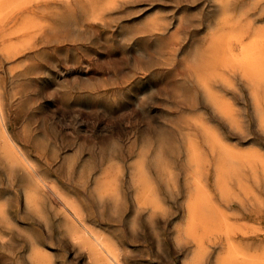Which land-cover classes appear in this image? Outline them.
Segmentation results:
<instances>
[{
    "label": "rangeland",
    "instance_id": "1",
    "mask_svg": "<svg viewBox=\"0 0 264 264\" xmlns=\"http://www.w3.org/2000/svg\"><path fill=\"white\" fill-rule=\"evenodd\" d=\"M30 1L31 0H22L20 3H23L18 4L19 0H9V2L8 0H0V7H4L2 9L0 8V95L8 112L11 130L15 138H18L16 140L18 145L36 165V172H39L38 174L47 180V186H45V188L37 187L43 200L45 218H43L44 220L39 217L37 218L38 215L25 201V189L28 186L30 187V185H28L29 183L32 185L33 179L21 164H14L15 167L13 164H9L10 161L6 156L4 158L5 153L1 150L2 144L0 143V152H2L0 153V201L5 202H2L4 205L0 202V207L1 205L4 207L5 214L8 216H6L8 220L5 219L2 221L1 218L3 219V217L0 215V234H6L8 236L6 244H0V264H35L27 256L30 253L29 251H31V241L34 239L37 243L48 248L59 263L64 261L63 264H89L87 263L86 256L79 252L78 249L75 250L72 248L66 242V222L61 211L59 212L61 207L59 206L58 196L56 195V197L55 193H53L49 187L52 185L54 187L58 186V189L62 193L74 198L84 210L89 222L93 224L95 222V225L99 227L100 230L107 231L111 235L118 237L120 242H122V246L128 249L132 257L136 259V262L137 258L152 256L156 259L157 264H184L185 260L190 257L192 251L197 246L198 242L195 241V239L200 240L203 238L202 242L201 240L198 241L202 243L208 251L207 256L209 264H215L219 258L218 255H223V251L228 248L227 246L233 243V245L238 243L235 246L246 254V256L244 255L245 257H241L243 259H248V256L251 259V256L254 254L263 253L264 128L262 127L264 126V115H262V113L264 114V0H109V3L108 0ZM7 3L9 5L6 6ZM16 5L17 8H15ZM114 5H116V7ZM5 6L7 8L9 7L8 9H10V12L4 10L6 9ZM3 10L5 12H3ZM248 10L249 12H247ZM1 13L4 14L2 15ZM154 13H157V17H155L156 14ZM106 14L108 15L106 16ZM237 14L239 16H237ZM244 14L245 16H243ZM30 16L34 19V22L36 19V22L38 20L42 23L44 22L43 20L46 22L41 24V22L38 21L39 23H37L39 25H32L33 19H31ZM153 16L157 21L160 20V23L156 22V20L152 18ZM225 17L228 18L230 22L232 20L233 24L228 22ZM239 17L241 18L240 23L238 20ZM96 19H98V21ZM26 20L27 22L25 23ZM146 20H148L149 23ZM152 20L154 23H152ZM219 20L220 23L222 20L224 22L218 24ZM23 22L25 26L22 25L24 24ZM28 22L29 24H27ZM180 22L182 23L180 24ZM178 23L180 26L177 25ZM213 24L217 26L216 30H213L215 29L213 28L215 27ZM227 24L229 26H226ZM231 24L233 25L232 28ZM3 25H5V27ZM31 25L32 27H30ZM36 25L38 26L36 27ZM211 25L213 26L211 27ZM23 26H28L25 29L30 30L33 28V30L31 29L30 32L27 30L21 31L23 30ZM237 26L244 30L242 31V35H240L241 31ZM12 29L13 32H19L17 29H20L21 33L17 35V33L12 32ZM229 29L230 31L233 29L235 33L230 32ZM238 29L239 31H237ZM224 30L228 31L226 32L228 34L230 32L229 36L226 34L227 38ZM216 31L224 35L222 39L225 40L226 43L223 49L221 46L224 45V41L222 44L219 43L220 41L222 42V40H220L222 34H216ZM238 33L240 39L238 36L237 42L240 41V43H235ZM214 34L220 36L215 37ZM208 35L212 36L207 37ZM30 36L32 39L30 38V40H28ZM32 36H36L34 41ZM224 37L226 39H224ZM231 37H234L233 41L230 40L232 39ZM23 38L26 39L22 40L24 42L20 40ZM212 38L216 40L219 39L220 41L214 42L211 40ZM209 40L214 46L218 44L215 47L212 46V49L211 46L209 47V45H212ZM229 40L230 43L228 42ZM9 43L10 45H8ZM14 44L19 45L21 48L15 45L18 49H16L15 46L14 49L12 47ZM195 46L198 47L196 48ZM218 46L219 48L221 47L220 50L217 49ZM209 48L211 49L209 50ZM227 48L230 49L227 50ZM241 48H243L244 53L247 51L246 55L251 56V61L244 60L245 54L240 52L242 51ZM13 49L15 52L12 51ZM194 49L197 50L195 51ZM197 51L199 53H197ZM202 51L203 53L207 52L205 55H202L200 54ZM211 51H213V55ZM219 51L223 54L221 55ZM225 53L227 55H224ZM232 53L233 55H231ZM196 54L197 56H195V58L201 56L199 57L201 64H199L198 58L194 59L193 56ZM209 54L211 57H209ZM88 56L91 57L89 58ZM215 56H219V59H215ZM220 56L224 58L222 59ZM233 56H238V58ZM202 57L204 58L201 60ZM228 58H230V62H228ZM231 58H235V61H232ZM187 59L188 62L186 61ZM207 59L209 63H211L210 61L212 59V65L208 63ZM220 59L223 61L222 64L225 62L228 64L225 63L224 65L229 69H225L226 66L217 65L219 66L217 67L213 64L214 62L220 64ZM237 60H239V64ZM203 62L204 64H202ZM193 63H195L194 67L192 66ZM252 63H255V65ZM244 65H247L246 68L248 71L243 67ZM204 66H206V68ZM187 67L189 68L187 69ZM232 67L234 68V72L231 69ZM241 69L245 73L248 72V74L245 75ZM209 71H212L213 76H209L212 75ZM228 71H230L231 74ZM203 72H206L205 75H203ZM215 72L219 73L218 77L216 73L217 78L214 77ZM241 74L242 77H240ZM249 74H251L252 77ZM1 75L3 76L1 77ZM224 75L225 77H223ZM204 76H206L207 79ZM220 76L222 77L221 79H219ZM243 76L250 77L246 79ZM203 77L204 81L210 80L208 84L206 81V83L204 82L205 88H202L204 84L201 86ZM258 77L260 79H258ZM250 78L252 79L250 80ZM230 80L234 82L233 84L235 87ZM249 80L250 82H248ZM227 82L229 85L228 87ZM252 83L253 86H251ZM206 85L209 86V88ZM230 85L234 88L229 89ZM254 87L255 92H252V90L254 91ZM210 88L213 90L215 89L217 92L215 90L211 91ZM192 89L194 90L192 91ZM204 92L205 95H203ZM211 92H215L216 102L219 101L218 104L214 102L215 99L213 100ZM230 100L232 101L230 102ZM220 101L224 104H220ZM214 104H217L215 105L216 108ZM218 105L222 107L219 108ZM257 105H259V109ZM254 108L256 110H253ZM198 113H200V117ZM236 114L238 116H236ZM202 118L203 120H201ZM227 119H232L233 122L231 121V123ZM234 120L236 121L234 122ZM86 121L88 123H86ZM200 122L202 123L201 125H199ZM230 124L237 127L233 126L230 128ZM205 126L208 128L212 126L211 128L214 127L213 129L217 132L213 129L209 131L210 128L207 129ZM242 127L244 130L240 133ZM193 130L194 132H192ZM201 133H204L203 136ZM210 135H212V137ZM219 135L221 138H219ZM186 137L189 140H187ZM188 137L192 138L190 139ZM221 140L225 142L222 141V143ZM218 142H221L222 145ZM194 143L195 145L198 144L195 147L196 149H193L195 152H198V155L197 153L195 154L194 151L190 154L192 148L195 146H193ZM225 143L226 145H224ZM227 143L231 144V146L229 145L230 148ZM23 144L27 146L24 147L25 145ZM213 144H215V146ZM189 145L193 147L191 148ZM247 147H249V149ZM224 148L228 149L224 150ZM229 149L231 150L229 151ZM189 150V154L192 157L194 156L192 159H189L191 156L187 154ZM236 150L239 152H236ZM219 151L223 152V157L221 155L222 153ZM225 151L226 153H224ZM246 151L248 152L247 155ZM258 152L260 156L255 154ZM99 153L102 154V156L99 155ZM249 153L252 155H249ZM253 154H255L257 158ZM69 155L74 156L72 158ZM196 155L203 157L200 158L199 161L197 159L199 157H196ZM231 156L234 159L231 158ZM142 158H144L145 161L144 167L142 166ZM226 158L229 161H226ZM255 158L256 161L254 160ZM196 159L198 161H196ZM204 159L206 160L204 161ZM138 160L142 161L140 165L138 163L140 161ZM219 160H221V163H217ZM186 161L188 163L190 161V165H187ZM239 162L240 164H238ZM235 164L237 165L235 166ZM9 165L12 171L10 167L8 169ZM230 165L232 167H230ZM248 166L251 169H249ZM110 167L113 169L111 170ZM138 167L139 169H137ZM165 167L167 169H165ZM197 167H199V169ZM117 168L119 170H114ZM168 168H170V170ZM202 169L204 172L201 171ZM142 170L143 172L141 173L140 171ZM164 170H167L166 173ZM168 171L172 172V176H169L171 173ZM194 171L199 173L196 174ZM250 172L255 176L253 180L252 174H249ZM140 173L143 179L140 178L141 181L139 182L137 181V177ZM108 174H111V176ZM198 174L202 179L197 181ZM234 174L237 177H235ZM115 176L116 178H114ZM145 177L150 182L147 181ZM167 178L168 182H166ZM194 178L196 181H194ZM232 178L235 180L233 181ZM240 178L242 179L240 180ZM227 179L229 180L228 183H226ZM31 180L32 182H30ZM106 180H111L112 182H107ZM113 180L115 181V185ZM171 181H173L174 184ZM239 181H241L242 186L245 190L247 189L248 192L247 190L244 192L245 190L243 188L240 189L238 184ZM137 182L139 183L138 185ZM109 183L113 184L109 185ZM194 183L199 186V189H196L197 186ZM113 185L114 188H112ZM149 186L158 189L159 204L161 203V205H163L161 207L159 205L155 213L152 212L154 210H152L153 206L151 204H146L147 207L143 204V207L139 206L138 202L136 203V201H139L141 198L140 195L142 190H144L143 188ZM31 187L36 188L35 185ZM206 188L208 190H206ZM48 190L51 192H48ZM202 190L203 192L200 193ZM249 190L252 192L250 191L251 193H249ZM117 191H119L120 196ZM189 192L192 194L190 199L188 198ZM252 193L254 194L252 195ZM49 194L52 195L50 196ZM256 194L260 195L256 196ZM247 196L249 197L246 198ZM191 198L193 200L199 198L198 200L200 202L202 198L204 201L206 200L196 214L200 220V216H202L204 220L201 222L203 223L199 221V224H202L206 229L198 224L195 234L198 232L199 236L198 234L194 235L198 236L197 238H193L194 241H192L191 234L189 235L185 232V234H187L185 236L183 233L184 240L182 245L184 248L183 250H179V245H177L174 239L176 238L178 229L184 228L187 223L186 221L190 214L189 207L187 208V206H189L190 202L186 203V200L190 201L192 200ZM101 200L103 201L101 202ZM114 201H116V203ZM185 203L187 204L186 206ZM210 203L211 207L209 206ZM205 204L207 206L206 208L209 209H204ZM150 205L151 207H149ZM163 207L165 208L163 209ZM204 210L209 211L210 213L208 214L213 213L210 217L208 216L209 219L206 218L208 214H206ZM222 212H225L226 215H223ZM231 212H233V214L230 215ZM202 213L204 215L206 214V219L203 218L204 216ZM227 213H229V215ZM33 214L35 215L33 216ZM213 215L215 217L214 221L217 220V223L213 221V217H211ZM224 216L227 220L223 218ZM219 219L223 220L222 222L220 221L222 225L218 223ZM134 220H136V222ZM208 223H210L211 229H213V227L215 229L216 227L214 231L217 233L219 229L223 230L218 234L216 232L212 233L213 231L211 232V229L209 228L208 230L207 228ZM234 223L238 226L234 225ZM231 228H233V230ZM235 229H239V231ZM204 230L208 232L205 233ZM227 230L230 232H227ZM202 232H204V235H202ZM226 232L227 234L231 233L228 234V237L231 235V238L224 235ZM227 238L229 240H226ZM9 240L11 243H9ZM231 241H233V243ZM51 243L52 245H50ZM251 252L252 255H250Z\"/></svg>",
    "mask_w": 264,
    "mask_h": 264
},
{
    "label": "bare ground",
    "instance_id": "2",
    "mask_svg": "<svg viewBox=\"0 0 264 264\" xmlns=\"http://www.w3.org/2000/svg\"><path fill=\"white\" fill-rule=\"evenodd\" d=\"M22 0H19V2H18V4L21 2ZM27 1V0H26ZM52 1V0H51ZM62 1V0H61ZM60 1V2H61ZM113 1V0H112ZM111 1V2H112ZM115 1V0H114ZM213 1H215V0H213ZM231 1V0H230ZM259 1V0H258ZM261 1V0H260ZM7 2V1H6ZM8 2H9V0H8ZM30 2H32V0L30 1ZM38 2V1H37ZM42 2V1H41ZM41 2H39V3H41ZM58 2V1H57ZM110 1L108 0V3H109ZM117 2V1H116ZM194 2V1H193ZM219 2V1H218ZM255 2V1H254ZM11 3H12V1H11ZM23 3V2H22ZM22 3H20V4H22ZM59 3V2H58ZM68 3V2H67ZM67 3H66V5H67ZM215 3V2H214ZM217 3V2H216ZM223 3H224V1H223ZM256 3V2H255ZM13 4V3H12ZM17 4V5H18ZM25 4V3H24ZM47 4V3H46ZM230 4H232V3H230ZM7 5H9L8 3L6 4V6ZM17 5H16V7L15 8H17ZM229 5V4H228ZM253 5H255V4H253ZM5 6V7H6ZM54 6H55V4H54ZM60 6V5H59ZM64 6V5H63ZM103 6H104V4H103ZM107 6H108V4H107ZM115 7H116V5H114ZM250 6V5H249ZM249 6H248V9H249ZM10 7H11V5H10ZM12 7H13V5H12ZM19 7H20V5H19ZM95 7V6H94ZM101 7V6H100ZM109 8H110V6H108ZM1 9L2 8H4L3 6H1L0 7ZM9 8V7H8ZM7 7H6V9H4V10H6V12L7 11H9L10 9H8ZM60 8V7H59ZM230 8V7H229ZM247 8V7H246ZM8 9V10H7ZM14 9V8H13ZM19 9V8H18ZM40 9V8H39ZM58 9V8H57ZM115 9V8H114ZM3 10V12H5ZM53 10V9H52ZM109 10V9H108ZM107 10V11H108ZM219 10V9H218ZM228 10H230V9H228ZM244 10V9H243ZM250 10V9H249ZM249 10L247 11V12H249ZM2 11V10H1ZM94 11H95V9H94ZM110 11V10H109ZM224 11V10H223ZM242 11V10H241ZM10 12V11H9ZM14 12V11H13ZM116 12V11H115ZM220 12V11H219ZM240 12V11H239ZM238 12V13H239ZM245 12H246V10H245ZM244 12V13H245ZM37 13V12H36ZM59 13H60V10H59ZM96 13H98V12H96ZM113 13V12H112ZM2 15L4 14V13H1ZM13 14V13H12ZM15 14V13H14ZM18 14V13H17ZM94 14V13H93ZM109 14H111V13H109ZM154 14H156L155 15V17H157V13H154ZM209 14V13H208ZM232 14V13H231ZM11 15V14H10ZM57 15H58V13H57ZM99 15V14H98ZM108 14H106V16H107ZM229 15V14H228ZM234 15V14H233ZM232 15V16H233ZM241 15H242V13H241ZM261 15V14H260ZM21 16V15H20ZM33 16V15H32ZM40 16H42V15H40ZM88 16V15H87ZM92 16V15H91ZM97 16V15H96ZM115 16H116V14H115ZM237 16H239L238 14H237ZM243 16H245V14L243 15ZM1 17H3V16H1ZM35 17V16H34ZM149 17H151V16H149ZM229 17H231V16H229ZM21 18V17H20ZM25 18V17H24ZM23 18V19H24ZM30 18H31V16H30ZM38 18V17H37ZM92 18V17H91ZM119 18V17H118ZM154 20H156V22H158V23H160V20L159 21H157V19L156 18H154V16L152 17ZM223 18H224V16H223ZM222 18V19H223ZM226 18V17H225ZM243 18V17H242ZM7 19V18H6ZM26 19V18H25ZM24 19V20H25ZM31 19H33V18H31ZM104 19V18H103ZM145 19H147V18H145ZM216 19V18H215ZM214 19V20H215ZM227 19V21L228 22H230L229 20H228V18H226ZM235 19V18H234ZM233 19V20H234ZM238 19V18H237ZM236 19V20H237ZM240 17H239V23H240ZM4 20H5V18H4ZM37 20V19H36ZM36 20H35V22H34V19H33V23H32V25L34 24H38L39 22L38 21H40V20H38L37 22H36ZM90 20V19H89ZM97 21H98V19H96ZM149 20H151V19H149ZM221 20V19H220ZM220 20H219V23L218 24H221L222 22H224L223 20H225V19H223L222 20V22L220 23ZM235 20V21H236ZM29 21V20H28ZM44 22L43 23H45L46 21L45 20H43ZM100 21V20H99ZM115 21V20H114ZM146 21H148V20H146ZM146 21H145V23H146ZM153 21V20H152ZM152 21H150V22H152ZM216 21V20H215ZM218 21V20H217ZM248 21H250V20H248ZM2 22H5V21H2ZM27 22V20L25 21V23ZM41 22V21H40ZM96 22V21H95ZM101 22H102V20H101ZM155 22V23H156ZM163 22V21H162ZM238 22V21H237ZM24 23V22H23ZM25 23L24 24H22V25H24L25 26ZM42 22H41V24H43ZM54 23V22H53ZM56 23V22H55ZM104 23V22H103ZM148 23H149V21H148ZM152 23H154V21L152 22ZM182 22H180V24H181ZM194 23H195V21H194ZM230 23H232L233 24V22H232V20H231V22ZM10 24V23H9ZM27 24H29V22L27 23ZM40 24V25H41ZM231 24V28H232V25ZM17 25H19V24H17ZM32 25L30 26V27H32ZM39 25V24H38ZM38 25H36V27L38 26ZM45 25V24H44ZM143 25V24H142ZM141 25V26H142ZM154 25V24H153ZM166 25V24H165ZM177 25H179V23L177 24ZM176 25V26H177ZM214 25V24H213ZM213 25H211V27L213 26ZM242 25V24H241ZM243 25H245V24H243ZM264 25V24H263ZM4 27H5V25H3ZM23 26V30H21V31H31V29L33 30V28H31L30 30H28V29H25L26 27H28V26H26V27H24ZM155 26H157V25H155ZM180 26V25H179ZM215 27H213V28H215V29H213V30H216V25H214ZM226 26H229L228 24L226 25ZM42 27V26H41ZM41 27H39L40 29H42ZM143 27V26H142ZM222 27V26H221ZM238 27V26H237ZM2 28V27H1ZM176 28V27H175ZM223 28V27H222ZM221 28V29H222ZM239 28V27H238ZM243 28V27H242ZM244 28H245V26H244ZM249 28H250V26H249ZM76 29V28H75ZM177 29V28H176ZM205 29V28H204ZM209 29H212V28H209ZM218 29V28H217ZM234 29H236V28H234ZM240 29V31H241V34L240 35H242V31H244V30H242L241 28H239ZM239 29L237 30V31H239ZM248 29V28H247ZM256 29V28H255ZM19 30V32H13V29H12V32L13 33H17V35L19 34V33H21L20 32V29H17V31ZM36 30V29H35ZM37 30H39V29H37ZM179 30V29H178ZM219 30H220V28H219ZM218 30V31H219ZM223 30V29H222ZM228 30V29H227ZM156 31V30H155ZM166 31V30H165ZM208 31V30H207ZM221 31V30H220ZM225 31V30H224ZM223 31V32H224ZM229 31H230V29H229ZM255 31V30H254ZM253 31V32H254ZM258 31V30H257ZM262 31V30H261ZM264 31V30H263ZM5 32H6V30H5ZM37 32H40V31H37ZM36 32V33H37ZM157 32V31H156ZM159 32V31H158ZM177 32V31H176ZM214 32V31H213ZM217 32V31H216ZM215 32V33H216ZM226 32H228V31H225L224 33H225V36H226V38H227V35L226 34H228V33H226ZM230 32H233V29H232V31H230ZM230 32H229V34H230ZM59 33V32H58ZM57 33V34H58ZM114 33V32H113ZM173 33H174V31H173ZM220 32H217L216 34H219ZM233 33H235V32H233ZM233 33H231V34H233ZM240 33V32H239ZM239 33L236 35L237 37H236V42L235 43H240V41H238L237 42V39H238V36H239V39H240V35H239ZM247 33V32H246ZM34 34V33H33ZM39 34V33H38ZM170 34H171V32H170ZM211 34H212V32H211ZM220 34H222L221 35V39L220 40H222V42L219 40V39H211L212 41H220L219 43H223V41H224V45H220L221 47H222V49H223V47L225 46V40H223L222 38V36H224L223 35V33H220ZM229 34H228V36H229ZM16 35V34H15ZM35 35V34H34ZM43 35V34H42ZM215 35V34H214ZM245 35V34H244ZM247 35V34H246ZM4 36V35H3ZM13 36V35H12ZM28 36V35H27ZM212 36V35H211ZM211 36H207V37H211ZM220 36V35H219ZM219 36H217V35H215V37H219ZM231 36V35H230ZM263 36V35H262ZM33 37V36H32ZM36 37V36H35ZM35 37H33V41H34V38ZM99 37V36H98ZM214 37V36H213ZM214 37V38H215ZM242 37H244V36H242ZM248 37V36H247ZM256 37V36H255ZM264 37V36H263ZM3 38V37H2ZM6 38V37H5ZM28 38V37H27ZM30 38H31V36L28 38V40H30ZM63 38V37H62ZM97 38V37H96ZM173 38V37H172ZM189 38V37H188ZM225 37H224V39H226ZM232 39H230V38H228V39H230V40H232L233 41V39H234V37H231ZM246 38V37H245ZM32 39V38H31ZM177 39V38H176ZM21 41L22 40H26L25 38H23V39H20ZM230 40L228 41L229 43H230ZM248 40V39H247ZM15 41V40H14ZM116 41H118V40H116ZM242 41V40H241ZM22 42H24V41H22ZM29 42V41H28ZM209 42H210V44H212V45H209V43H208V45H209V47L211 46H214V44L209 40ZM216 42V43H217ZM227 42V43H228ZM245 42V41H244ZM243 42V43H244ZM253 42V41H252ZM15 43V42H14ZM17 43H19V42H17ZM21 43V42H20ZM168 43V42H167ZM228 43V44H229ZM249 43V42H248ZM13 44V43H12ZM29 44V43H28ZM107 44V43H106ZM218 44V43H217ZM216 44V45H217ZM242 44V43H241ZM245 44V43H244ZM8 45H10V43L8 44ZM7 45V46H8ZM15 45H17V44H14V45H12V47L14 48V46ZM26 45V44H25ZM109 45V44H108ZM174 45V44H173ZM207 45V46H208ZM215 45V46H216ZM227 45V44H226ZM243 45V44H242ZM17 46H19V45H17ZM86 46V45H85ZM176 46V45H175ZM174 46V47H175ZM214 46V47H215ZM229 46H230V44H229ZM228 46V47H229ZM11 47V46H10ZM10 47H9V49H10ZM12 47H11V49H12ZM20 47V46H19ZM38 47V46H37ZM55 47V46H54ZM179 47V46H178ZM190 47V46H189ZM196 47V46H195ZM198 47V46H197ZM196 47V48H197ZM221 47L219 48V46H218V48L217 49H221ZM227 47V46H226ZM244 47V46H243ZM254 47H255V45H254ZM15 48H16V46H15ZM14 48V49H15ZM21 48V47H20ZM205 48L207 49V47L205 46ZM8 49V48H7ZM10 49V50H11ZM14 49L12 50V51H14ZM16 49H18V47L16 48ZM43 49V48H42ZM55 49V48H54ZM200 49V48H199ZM204 49V48H203ZM211 48H209V50H210ZM212 49H213V47H212ZM226 49V48H225ZM224 49V50H225ZM230 48H227V50H229ZM9 50V51H10ZM24 50V49H23ZM63 50V49H62ZM68 50V49H67ZM69 50H70V48H69ZM166 50V49H165ZM195 51L197 50V49H194ZM215 50V49H214ZM241 50L242 51H240V52H242V53H244L243 52V48H241ZM249 50H250V48H249ZM252 50V49H251ZM264 50V49H263ZM19 51V50H18ZM25 51V50H24ZM47 51V50H46ZM53 51V50H52ZM64 51V50H63ZM205 51V50H204ZM218 51V50H217ZM217 51H216V53H217ZM254 51V50H253ZM15 52V51H14ZM193 52V51H192ZM207 52V51H206ZM205 52V53H206ZM212 52V55H213V51H211ZM222 52H223V50H222ZM231 52V51H230ZM258 52V51H257ZM5 53H6V51H5ZM23 53V52H22ZM30 53V52H29ZM46 53V52H45ZM76 53V52H75ZM195 53V52H194ZM193 53V54H194ZM197 53H199L198 51H197ZM205 53H203V51H202V53H200V54H204L205 55ZM210 53V52H209ZM219 53H221V51H219ZM241 53V54H242ZM246 53H247V51L244 53L245 55H246ZM12 54V53H11ZM10 54V55H11ZM47 54V53H46ZM85 54V53H84ZM215 54V53H214ZM218 54V53H217ZM223 53H221V55H222ZM243 54V55H244ZM250 54H251V52H250ZM258 54V53H257ZM21 55V54H20ZM40 55H41V53H40ZM59 55V54H58ZM73 55V54H72ZM219 55V54H218ZM224 55H227L226 53L224 54ZM231 55H233V53L231 54ZM236 55V54H235ZM244 55V60L246 61H251V56L250 55H246L245 56ZM195 56H197V54L196 55H194L193 57H194V59H196V58H198V60H199V62H200V59H199V57H201V56H199V57H196L195 58ZM87 57V56H86ZM89 57V56H88ZM91 57V56H90ZM89 57V58H90ZM112 57V56H111ZM193 57H192V59H193ZM204 57H206V56H204ZM204 57H202L201 58V60L204 58ZM208 57V56H207ZM209 57H211V55L209 54ZM214 57V56H213ZM216 58L215 59H217L219 56H215ZM231 57V56H230ZM233 57H235V58H238V56H233ZM59 58V57H58ZM220 58H222L221 56H220ZM224 58V57H223ZM222 58V59H223ZM235 58L233 59V58H231L232 59V61H235ZM34 59V58H33ZM55 59V58H54ZM189 59H191V58H189ZM191 59V60H192ZM214 59V58H213ZM219 59V58H218ZM226 59V58H225ZM229 59L230 58H228V62H230L229 61ZM243 59V58H242ZM263 59V58H262ZM243 60V61H244ZM33 61V60H32ZM50 61V60H49ZM81 61V60H80ZM187 62H188V59L186 60ZM195 61H197V60H195ZM204 61V60H203ZM207 61H208V59H207ZM207 61L205 60V62L207 63ZM216 61H218V60H216ZM220 62H218V63H220V64H217V63H213L214 65H219V66H226V65H224L225 63H223L222 64V62L223 61H221V59L219 60ZM231 61V62H232ZM239 60H237V62H238ZM252 61H253V58H252ZM261 61V60H260ZM19 62V61H18ZM26 62V61H25ZM31 62V61H30ZM54 62V61H53ZM78 62V61H77ZM112 62V61H111ZM189 62H192V61H189ZM211 63H209V61H208V63L210 64V65H212V59H211V61H210ZM237 62H236V64H237ZM24 63V62H23ZM48 63V62H47ZM51 63V62H50ZM83 63H84V61H83ZM197 63V62H196ZM207 63V64H208ZM233 63V62H232ZM244 63V62H243ZM22 64V63H21ZM26 64V63H25ZM24 64V65H25ZM53 64V63H52ZM52 64H49V65H52ZM56 64H57V62H56ZM65 64V63H64ZM78 64V63H77ZM88 64V63H87ZM194 64L195 63H193L192 64V66L194 67ZM199 64H201V62L199 63ZM202 64H204V62L202 63ZM208 64V65H209ZM227 64V63H226ZM238 64H239V62H238ZM237 64V65H238ZM244 64H246V63H244ZM252 64H254L255 65V63H252ZM258 64V63H257ZM256 64V65H257ZM48 65V66H49ZM60 65V64H59ZM85 65V64H84ZM116 65V64H115ZM189 65V64H188ZM190 65H191V63H190ZM213 65V66H214ZM228 65V64H227ZM233 65V64H232ZM234 65H235V62H234ZM264 65V64H263ZM16 66V65H15ZM47 66V67H48ZM57 66V65H56ZM71 66H73V65H71ZM77 66V65H76ZM86 66V65H85ZM117 66V65H116ZM198 66H200V65H198ZM219 66H217V67H219ZM242 66V65H241ZM246 66L247 65H244L243 67H245L246 68ZM21 67V66H20ZM55 67V66H54ZM191 67V66H190ZM202 67V66H201ZM205 68H206V66H204ZM212 67V66H211ZM229 67H231V66H229ZM234 67V66H233ZM231 68L232 69V71L234 70V68ZM17 68V67H16ZM189 67H187V69H188ZM196 68H197V66H196ZM221 68H223V67H221ZM226 68H228L227 66L225 67V69ZM244 68V69H245ZM249 68V67H248ZM264 68V67H263ZM2 69V68H1ZM57 69H59V68H57ZM61 69V68H60ZM73 69H74V67H73ZM83 69V68H82ZM82 69H80V70H82ZM85 69V68H84ZM193 69V68H192ZM220 69V68H219ZM229 69V68H228ZM227 69V70H228ZM247 69V68H246ZM245 69V70H246ZM62 70V69H61ZM66 70V69H65ZM65 70H63V71H65ZM86 70V69H85ZM196 70H198V69H196ZM223 70V69H222ZM242 70V69H241ZM49 71V70H48ZM55 71H56V68H55ZM73 71V70H72ZM76 71V70H75ZM78 71V70H77ZM84 71V70H83ZM87 71V70H86ZM189 71V70H188ZM231 71V70H230ZM230 71H228V72H230ZM243 71V70H242ZM247 71H248V69H247ZM66 72V71H65ZM210 72V71H209ZM208 72V73H209ZM218 72H220V71H218ZM218 72H215L214 74V77L215 78H217L218 76H219V73ZM225 72V71H224ZM234 72V71H233ZM239 72V71H238ZM59 73V72H58ZM66 73H68V72H66ZM80 73V72H79ZM131 73V72H130ZM184 73H189V72H184ZM205 73L206 72H203V75H205ZM212 75H209V76H213V73H212V71L210 72ZM218 75H217V74ZM242 73V72H241ZM243 73H245L244 71H243ZM250 73V72H249ZM11 74H12V71H11ZM62 74V73H61ZM73 74V73H72ZM86 74V73H85ZM144 74V73H143ZM197 74V73H196ZM200 74H201V72H200ZM230 74H231V72H230ZM248 74V72L247 73H245V75H247ZM69 75V74H68ZM71 75V74H70ZM194 75V74H193ZM203 75H201V76H203ZM216 75H217V77H216ZM220 75H222V74H220ZM244 75V74H243ZM250 76H251V74H249ZM3 75H1V77H2ZM12 76V75H11ZM200 76V77H201ZM234 76V75H233ZM250 76H247V77H250ZM191 77V76H190ZM199 77V78H200ZM205 78H206V76H204ZM204 77H203V83H201V86H202V84H204V82L206 81L207 82V84H208V82L210 81V80H205L204 81ZM223 77H225V75L223 76ZM240 77H242V74H241V76ZM243 77H245V76H243ZM247 77H245L246 79H247ZM252 77V76H251ZM43 78V77H42ZM56 78V77H55ZM222 77L220 76V78L219 79H221ZM228 78V77H227ZM262 78H263V76H262ZM197 80H199L198 78H196ZM207 79V78H206ZM212 79H213V77H212ZM229 79V78H228ZM228 79H227V81H228ZM231 79V78H230ZM252 78H250V80H251ZM258 79H260L259 77H258ZM63 80V79H62ZM202 80V79H201ZM250 80L248 81V82H250ZM257 80V79H256ZM60 81V80H59ZM214 81V80H213ZM57 82H58V79H57ZM91 82V81H90ZM201 82V81H200ZM205 82V83H206ZM229 82V81H228ZM228 82H227V87L229 86L228 85ZM230 82L233 84L234 82H232L231 80H230ZM260 82V81H259ZM258 82V83H259ZM237 83V82H236ZM119 84V83H118ZM122 84V83H121ZM198 84H199V82H198ZM217 84V83H216ZM6 85V84H5ZM59 85V84H58ZM69 85V84H68ZM76 85V84H75ZM224 85H225V83H224ZM251 85V84H250ZM47 86V85H46ZM207 86V85H206ZM233 86H234V84H233ZM233 86H231L230 85V88L229 89H231V88H234ZM251 86H253V83H252V85ZM28 87H30V86H28ZM34 87V86H33ZM79 87V86H78ZM208 88H209V86H207ZM206 87V88H207ZM5 88V87H4ZM19 88V87H18ZM27 88V87H26ZM41 88V87H40ZM202 88H205V84L202 86ZM208 88H207V90H208ZM9 89V88H8ZM56 89V88H55ZM248 89V88H247ZM3 90H5V89H3ZM16 90V89H15ZM37 90V89H36ZM84 90V89H83ZM194 89H192V91H193ZM200 90H201V88H200ZM210 90L212 91L213 89H211L210 88ZM215 90V89H214ZM213 90V91H214ZM235 91H237L236 89H234ZM26 91V90H25ZM205 91H206V89H205ZM209 91V90H208ZM216 91V90H215ZM12 92V91H11ZM56 92H58V91H56ZM217 92V91H216ZM239 92V91H238ZM252 92H255V87H254V91L252 90ZM212 93V92H211ZM215 93V92H214ZM214 93H212V95L211 96H213L212 98H213V100L215 99V101L214 102H216V98H215V94ZM219 93V92H218ZM259 93V92H258ZM1 94V93H0ZM25 94V93H24ZM37 94V93H36ZM214 94V95H213ZM254 94V93H253ZM203 95H205V92L203 93ZM217 95V94H216ZM255 95V94H254ZM262 95H263V92H262ZM210 96V97H211ZM253 96V95H252ZM59 97V96H58ZM111 97V96H110ZM208 97V96H207ZM5 98V97H4ZM55 98V97H54ZM231 98V97H230ZM207 99H209V98H207ZM18 100V99H17ZM60 100V99H59ZM76 100V99H75ZM193 100V99H192ZM209 100H211V99H209ZM212 100V101H213ZM261 100V99H260ZM212 101H209V102H212ZM221 101H223V100H221ZM220 101V102H221ZM225 101V100H224ZM232 100H230V102H231ZM257 101V100H256ZM44 102V101H43ZM96 102V101H95ZM213 102V103H214ZM255 102V101H254ZM217 104L219 103V101H217L216 102ZM217 104H214V107H215V105H217ZM220 104H224V103H220ZM231 104V103H230ZM229 104V105H230ZM255 104V103H254ZM47 105V104H46ZM219 106V108L220 107H222V106H220V105H218ZM227 106V105H226ZM255 106V105H254ZM259 105H257V107H258ZM15 107V106H14ZM61 107V106H60ZM224 107V106H223ZM89 108V107H88ZM216 108V107H215ZM214 108V109H215ZM219 108H217V109H219ZM237 108V107H236ZM75 109V108H74ZM232 109H234V108H232ZM258 109H259V107H258ZM65 110V109H64ZM68 110V109H67ZM235 110V109H234ZM253 110H256L255 108L253 109ZM107 112V111H106ZM226 112H229V111H226ZM263 112V111H262ZM81 113V112H80ZM103 114V113H102ZM200 113H198V115H199ZM204 114V113H203ZM233 114V113H232ZM256 114H257V112H256ZM89 115V114H88ZM114 115V114H113ZM191 115V114H190ZM227 115H228V113H227ZM262 115H264L263 113H262ZM75 116V115H74ZM223 116V115H222ZM233 116V115H232ZM236 116H238L237 114H236ZM28 117H29V115H28ZM110 117V116H109ZM114 117V116H113ZM199 117H200V115H199ZM227 117V116H226ZM25 118V117H24ZM81 118V117H80ZM79 118V119H80ZM187 118H189V117H187ZM228 118V117H227ZM236 118V117H235ZM241 118H243V117H241ZM263 118V117H262ZM26 119V118H25ZM78 119V118H77ZM205 119H206V117H205ZM233 119V118H232ZM232 119L230 120V119H227L228 121H232ZM29 120H31V119H29ZM69 120V119H68ZM67 120V121H68ZM191 120V119H190ZM201 120H203V118L201 119ZM237 120V119H236ZM236 120H234V122L236 121ZM243 120V119H242ZM264 120V119H263ZM77 121V120H76ZM87 121H88V119H87ZM86 121V123H88ZM100 121V120H99ZM183 121V120H182ZM192 121V120H191ZM206 121H209V120H206ZM49 122V121H48ZM71 122V121H70ZM78 122V121H77ZM173 122V121H172ZM186 122V121H185ZM204 122V121H203ZM213 122V121H212ZM233 122V121H232ZM231 122V123H232ZM243 122V121H242ZM251 122V121H250ZM261 122V121H260ZM194 123V122H193ZM229 123V122H228ZM239 123V122H238ZM49 124V123H48ZM70 124V123H69ZM202 123L200 122L199 123V125H201ZM236 124V123H235ZM239 124H241V123H239ZM238 124V125H239ZM258 124H260V123H258ZM264 124V123H263ZM75 125V124H74ZM77 125V124H76ZM78 125H81V124H78ZM83 125H84V123H83ZM86 125V124H85ZM188 125H189V123H188ZM229 125V124H228ZM237 125V124H236ZM242 125V124H241ZM262 125V124H261ZM260 125V126H261ZM27 126V125H26ZM102 126V125H101ZM195 126V125H194ZM203 126V125H202ZM234 125H232V124H230V128L231 127H233ZM35 127V126H34ZM33 127V128H34ZM196 127V126H195ZM205 127H207V126H205ZM212 126H209V128H210V130L209 131H212V129L214 128H211ZM234 127H237V126H234ZM32 128V127H31ZM30 128V129H31ZM39 128V127H38ZM208 127H207V129H209ZM239 128H240V126H239ZM258 128H259V126H258ZM262 128H264V126L262 127ZM24 129V128H23ZM174 129V128H173ZM235 129V128H234ZM233 129V130H234ZM241 129V128H240ZM28 130V129H27ZM50 130V129H49ZM98 130V129H97ZM213 130H215V129H213ZM243 127H242V131L240 132V133H242L243 132ZM263 130V129H262ZM22 131V130H21ZM25 131V130H24ZM23 131V132H24ZM66 131V130H65ZM178 131V130H177ZM216 131V130H215ZM214 131V132H215ZM66 132H68V131H66ZM183 132V131H182ZM189 132V131H188ZM192 132H194V130L192 131ZM217 132V131H216ZM191 133V132H190ZM23 134V133H22ZM183 134V133H182ZM202 134V133H201ZM204 134V133H203ZM203 134H202V136H203ZM220 134V133H219ZM34 135V134H33ZM176 135V134H175ZM185 135V134H184ZM193 135V134H192ZM44 136V135H43ZM211 137H212V135H210ZM18 137V136H17ZM46 137H48V136H46ZM198 137V136H197ZM21 138V137H20ZM180 138H181V136H180ZM184 138V137H183ZM188 138H192V137H188ZM208 138H209V136H208ZM219 138H221L220 137V135H219ZM18 139V138H17ZM16 138H15V135H14V133L12 132V130H11V126H10V119H9V116H8V112H7V110H6V107H5V103H3V101H2V98H1V95H0V143L2 144L1 146H2V149L1 150H3V152L5 153V155H4V158H5V156H6V158L10 161L9 162V164L11 163V164H13V166L15 167V165L14 164H16V165H18V164H21L22 166H23V168L26 170V172L31 176V178L33 179V182H32V180L30 181V182H32V185H31V183H29V181H28V185H30V187L28 186L26 189H25V192H24V196H25V201H26V204L30 207V208H32L33 210H34V212L38 215H36L37 216V218L39 217V218H41V219H43V218H45V211H44V207H43V200H42V197H41V193L39 192V190H38V188L37 187H44L45 188V186H47V183H46V181L47 180H45L41 175H39L37 172H36V165L34 164V162L27 156V154L22 150V148L18 145V143H17V140ZM144 139H147V138H144ZM149 139V138H148ZM186 139H187V137H186ZM202 139V138H201ZM210 139V138H209ZM208 139V140H209ZM217 139V138H216ZM20 140V139H19ZM26 140V139H25ZM103 140V139H102ZM118 140V139H117ZM154 140V139H153ZM187 140H189V139H187ZM186 140V141H187ZM248 140V139H247ZM55 141V140H54ZM116 141V140H115ZM127 141V140H126ZM203 141H205V140H203ZM216 141V140H215ZM223 140H221V142H222ZM233 141V140H232ZM235 141V140H234ZM26 142V141H25ZM50 142V141H49ZM184 142H185V140H184ZM188 142V141H187ZM199 142V141H198ZM211 142V141H210ZM213 142V141H212ZM221 142H218V143H220L221 144ZM223 142H225V141H223ZM222 142V143H223ZM241 142V141H240ZM52 143H53V141H52ZM236 143V142H235ZM21 144V143H20ZM113 144V143H112ZM186 144V143H185ZM191 144V143H190ZM216 144V143H215ZM215 144H213L214 146H215ZM23 145H25V144H23ZM187 145V144H186ZM195 145V143L193 144V146ZM196 145H198V144H196ZM196 145L192 148L190 145V147L192 148V152H190V150L188 151V153L187 154H189V152H190V154L191 153H193V149H196L195 147H196ZM217 145V144H216ZM222 145V144H221ZM224 145H226V143L224 144ZM223 145V146H224ZM227 145H228V147H229V145L231 146V144H228L227 143ZM235 145V144H234ZM27 145H25L24 147H26ZM159 146V145H158ZM161 146V145H160ZM179 146V145H178ZM208 146H210V145H208ZM222 146V147H223ZM29 147V146H28ZM168 147H169V145H168ZM174 147V146H173ZM188 147V146H187ZM236 147V146H235ZM243 147V146H242ZM250 147V146H249ZM249 147H247L248 149H249ZM54 148H56V147H54ZM101 148V147H100ZM189 148V147H188ZM212 148V147H211ZM210 148V149H211ZM213 148H215V147H213ZM219 148V147H218ZM230 148V147H229ZM232 148V147H231ZM239 148V147H238ZM251 148V147H250ZM159 149V148H158ZM178 149H179V147H178ZM209 149V150H210ZM226 149H228V148H226ZM225 148H224V150H226ZM232 149H234V148H232ZM258 149V148H257ZM0 150V151H1ZM58 150V149H57ZM188 150V149H187ZM187 150H186V152H187ZM200 150V149H199ZM218 150V149H217ZM231 149H229V151H230ZM256 150V149H255ZM32 151H33V149H32ZM55 151V150H54ZM214 151H215V149H214ZM228 151V152H229ZM244 151V150H243ZM65 152H67V151H65ZM74 152V151H73ZM114 152V151H113ZM195 152V151H194ZM200 152V151H199ZM219 152H221L222 154V157H223V152L222 151H219ZM218 152V153H219ZM227 152V153H228ZM236 152H239V151H237L236 150ZM245 152V151H244ZM244 152H242V153H244ZM249 152H250V150H249ZM256 152H257V150H256ZM0 153H2V152H0ZM69 153V152H68ZM92 153V152H91ZM197 153V155H198V152H195V154ZM201 153V152H200ZM215 153V152H214ZM224 153H226V151L224 152ZM232 153V152H231ZM247 151H246V155H247ZM62 154V153H61ZM70 154V153H69ZM161 154V153H160ZM185 154V153H184ZM189 154V155H190ZM194 154V155H195ZM206 154V153H205ZM220 154V153H219ZM229 154V153H228ZM227 154V155H228ZM251 153H249V155H250ZM255 154H260L259 152L258 153H255ZM255 154H253V155H255ZM1 155V154H0ZM99 155H101L102 156V154H100L99 153ZM129 155V154H128ZM183 155V154H182ZM186 155V154H185ZM196 155V157H199V156H197ZM245 155V154H244ZM252 155V154H251ZM70 156V155H69ZM74 156V155H73ZM73 156H70V157H72L73 158ZM156 156H157V154H156ZM191 156V155H190ZM202 156V155H201ZM207 156V155H206ZM226 156V155H225ZM224 156V157H225ZM235 156V155H234ZM260 156V155H259ZM259 156H258V158H259ZM203 157V156H202ZM202 157H199V158H197L199 161H200V158H202ZM210 157V156H209ZM236 157V156H235ZM238 157V156H237ZM247 157V156H246ZM255 157H256V155H255ZM36 158V157H35ZM159 158V157H158ZM186 158V157H185ZM192 158H194V156L192 157L191 156V158H189V159H192ZM218 158V157H217ZM229 158V157H228ZM231 158H233L232 156H231ZM241 158H242V156H241ZM257 158V157H256ZM256 158L254 159L255 161H256ZM3 159V158H2ZM7 159H5L6 161H8ZM95 159V158H94ZM111 159V158H110ZM143 159V163H142V166L144 167V158H142ZM145 159H146V157H145ZM196 159V161H198ZM215 159V158H214ZM222 159H224V158H222ZM227 159V158H226ZM225 159V160H226ZM234 159V158H233ZM72 160V159H71ZM92 160V159H91ZM158 160V159H157ZM163 160H164V158H163ZM202 160V159H201ZM206 159H204V161H205ZM224 160V161H225ZM244 160V159H243ZM247 160H248V157H247ZM249 160H250V158H249ZM73 161V160H72ZM110 161H112V160H110ZM113 161H115V160H113ZM136 161H137V159H136ZM138 161H140V160H138ZM169 161V160H168ZM223 161V162H224ZM226 161H229L228 159L226 160ZM225 161V162H226ZM254 161V162H255ZM85 162V161H84ZM141 162L142 161H140V162H138L139 163V165L141 164ZM187 162V161H186ZM218 162H220L221 163V160H219V161H217V163ZM238 162V161H237ZM241 162V161H240ZM240 162L238 163V164H240ZM250 162H251V160H250ZM56 163V162H55ZM113 163V162H112ZM111 163V164H112ZM118 163V162H117ZM132 163V162H131ZM162 163H163V161H162ZM189 163H190V161H189ZM188 162H187V165H190ZM216 163V164H217ZM236 163V162H235ZM44 164V163H43ZM81 164V163H80ZM115 164V163H114ZM157 164V163H156ZM208 164H209V162H208ZM224 164V163H223ZM20 165V166H21ZM46 165V164H45ZM44 165V166H45ZM82 165V164H81ZM108 165V164H107ZM120 165V164H119ZM118 165V166H119ZM139 165H137V166H139ZM219 165V164H218ZM232 165V164H231ZM230 165V167H232ZM234 165V164H233ZM237 164H235V166H236ZM12 166V167H13ZM21 166V167H22ZM110 166H112V165H110ZM117 166V165H116ZM122 166V165H121ZM162 166V165H161ZM164 166H166V165H164ZM9 167H10V165L8 166V169H9ZM113 167H114V165H113ZM140 167V166H139ZM139 167L137 168V169H139ZM169 167H170V165H169ZM187 167V166H186ZM190 167V166H189ZM192 167V166H191ZM200 167H203V166H200ZM216 167V166H215ZM242 167V166H241ZM249 167V166H248ZM247 167V168H248ZM11 168V167H10ZM38 168V167H37ZM79 168V167H78ZM105 168V167H104ZM106 168H107V166H106ZM118 168H120V167H118ZM114 169V170H119V169ZM141 168V167H140ZM198 169H199V167H197ZM196 168V169H197ZM224 168V167H223ZM83 169V168H82ZM93 169H94V167H93ZM95 169H96V167H95ZM110 169H111V167H110ZM113 169V168H112ZM111 169V170H112ZM161 169V168H160ZM165 169H167L166 167H165ZM169 170H170V168H168ZM172 169V168H171ZM197 169V170H198ZM215 169H217V168H215ZM236 169H238V168H236ZM235 169V170H236ZM249 169H251L250 167H249ZM107 170H108V168H107ZM192 170H194V169H192ZM220 170V169H219ZM218 170V171H219ZM223 170V169H222ZM239 170H241V169H239ZM11 171H12V168H11ZM104 171V170H103ZM102 171V172H103ZM138 171V170H137ZM137 171H135V172H137ZM165 171V173H166V171L167 170H164ZM201 171H203L204 172V170L202 169ZM232 171V170H231ZM230 171V172H231ZM243 171V170H242ZM244 171H245V169H244ZM249 171H251V170H249ZM255 171V170H254ZM107 172V171H106ZM110 172V171H109ZM131 172V171H130ZM132 172H134V171H132ZM141 173L143 172V170L142 171H140ZM157 172V171H156ZM168 172H170L171 174L169 175V176H172V172L171 171H168ZM190 172V171H189ZM221 172V171H220ZM226 172V171H225ZM252 172V171H251ZM249 173V174H252V180H253V178H255V176L253 175V173ZM11 173V172H10ZM90 173V172H89ZM101 173V172H100ZM104 173V172H103ZM117 173H120V172H117ZM116 173V174H117ZM122 173V172H121ZM141 173H140V175H138V179H137V181H141V179L140 178H142L141 177ZM145 173V172H144ZM194 173H196V171H194ZM197 173H199V172H197ZM196 173V174H197ZM234 173V172H233ZM255 173V172H254ZM7 174V173H6ZM5 174V175H6ZM14 174V173H13ZM26 174V173H25ZM28 174H26V175H28ZM104 174H106V173H104ZM113 174H114V171H113ZM112 174V175H113ZM192 174V173H191ZM237 174V173H236ZM26 175H25V177H26ZM101 175V174H100ZM108 175H110L111 176V174H108ZM119 175V174H118ZM117 175V176H118ZM134 175H136V174H134ZM144 175V174H143ZM145 175H146V173H145ZM192 175H195V174H192ZM191 175V176H192ZM217 175H222V174H217ZM231 175V174H230ZM235 175V174H234ZM12 176V175H11ZM19 176V175H18ZM30 176H28V177H30ZM131 176V175H130ZM140 176V177H139ZM168 176V175H167ZM197 176V175H196ZM200 176H201V173H200ZM199 176V174H198V178H197V181L199 180V179H202V177H200ZM9 177H10V175H9ZM100 177V176H99ZM135 177V176H134ZM187 177H189V176H187ZM195 177V176H194ZM200 177V178H199ZM217 177V176H216ZM228 177V176H227ZM235 177H237L236 175H235ZM241 177V176H240ZM250 177V176H249ZM21 178V177H20ZM103 178V177H102ZM113 178V177H112ZM114 178H116V176L114 177ZM133 178V177H132ZM147 178H148V176H147ZM146 177H145V179L147 180V181H149L148 179H147ZM172 178V177H171ZM193 178V177H192ZM196 178V177H195ZM195 178H194V181H196L195 180ZM225 178V177H224ZM230 178V177H229ZM22 179V178H21ZM78 179V178H77ZM76 179V180H77ZM131 179V178H130ZM136 179V178H135ZM143 179V178H142ZM216 179V178H215ZM218 179V178H217ZM223 179V178H222ZM233 179V178H232ZM231 179V180H232ZM242 178H240V180H241ZM9 180V179H8ZM74 180V179H73ZM171 180V179H170ZM193 180V179H192ZM235 179H233V181H234ZM239 180V179H238ZM49 181V180H48ZM53 181H55V180H53ZM107 182H110L111 180H106ZM133 181H134V179H133ZM145 181V180H144ZM146 181V182H147ZM191 181V180H190ZM189 181V182H190ZM193 181V182H194ZM218 181H219V179H218ZM244 181V180H243ZM83 182V181H82ZM102 182H103V180H102ZM102 182H100V183H102ZM112 182V181H111ZM113 182H114V185H115V181L113 180ZM117 182V181H116ZM120 182V181H119ZM145 182V183H146ZM150 182V181H149ZM166 182H168V178H167V181ZM171 182H173V181H171ZM223 182H224V180H223ZM229 182V180L227 179V182L226 183H228ZM246 182V181H245ZM244 182V183H245ZM34 183V184H33ZM152 183V182H151ZM176 183V182H175ZM187 183V182H186ZM197 183V182H196ZM218 183V182H217ZM221 183V182H220ZM238 183V182H237ZM247 183V182H246ZM261 183V182H260ZM50 184V183H49ZM51 184H54V183H51ZM98 184V183H97ZM104 184L106 185V183L104 182ZM110 184H113V183H109V185ZM135 184V183H134ZM139 183L137 182V185H138ZM141 184H142V182H141ZM144 184V183H143ZM173 184H174V182H173ZM193 184V183H192ZM191 184V185H192ZM195 184V183H194ZM198 184V183H197ZM239 186H240V189H244L245 190V188L242 186V183H241V181H239ZM241 184V185H240ZM15 185V184H14ZM20 185V184H19ZM33 185H35V187L36 188H33V187H31V186H33ZM108 185V186H109ZM114 185L112 186V188H114ZM119 185V184H118ZM167 185H168V183H167ZM196 185V184H195ZM216 185V184H215ZM249 185V184H248ZM22 186V185H21ZM56 186V185H55ZM142 186V185H141ZM151 186V185H150ZM145 187V188H143L144 190H142V192H141V198H140V200L139 201H136V203L138 202L139 204V206H143V204H144V206L147 204V205H149V204H151L152 206H153V208H152V210H154V211H152L153 213H155V210H156V208L157 207H159V205H160V207L161 206H163V205H161V203L159 204V191H158V189L157 188H154V187ZM153 186H154V184H153ZM174 186V185H173ZM197 186V188L196 189H199L198 187V185H196ZM204 186V185H203ZM220 186V185H219ZM238 186V187H239ZM245 186V185H244ZM258 186V185H257ZM50 187V189L52 190V192L53 193H55V196L57 195L58 196V199H59V206L61 207L60 209L61 210H59V212L61 211V213L63 214V216H64V219H65V222H66V226L65 227H67L66 229V242L72 247V248H74L75 250H79V252H81L84 256H86V259H87V263H89V264H157V261H156V259L155 258H153L152 256H147L146 258H144V257H142V258H137V262H136V259L134 258V257H132V255L130 254V252L128 251V249H126L125 247H123L122 246V242H120V240L118 239V237H116V236H113V235H111L109 232H107V231H103V230H100L99 229V227H97L96 225H95V222H94V224L93 223H91V222H89L88 221V219H87V215L85 214V212H84V210L81 208V206L77 203V201L74 199V198H72L71 196H69V195H66V194H64V193H62L59 189H58V186L57 187H54L53 185L52 186H49ZM109 187H111V186H109ZM116 187V186H115ZM119 187V186H118ZM188 187H190V186H188ZM194 187V186H193ZM166 188H167V186H166ZM169 188V187H168ZM175 188H177V187H175ZM203 188V187H202ZM216 188V187H215ZM218 188V187H217ZM248 188V187H247ZM251 188V187H250ZM6 189V188H5ZM111 189V188H110ZM139 189V188H138ZM170 189V188H169ZM13 190V189H12ZM102 190V189H101ZM107 190V189H106ZM108 190H109V188H108ZM140 190V189H139ZM139 190H137V191H139ZM175 190V189H174ZM204 190V189H203ZM203 190L200 192V193H202L203 192ZM206 190H208L207 188H206ZM247 190V189H246ZM246 190L244 191V192H246ZM14 191V190H13ZM43 191V190H42ZM113 191V190H112ZM191 191V190H190ZM198 191V190H197ZM235 191V190H234ZM251 190H249V193H251L250 192ZM48 192H51V191H49L48 190ZM103 192V191H102ZM109 192V191H108ZM118 192V194H119V191H117ZM169 192H170V190H169ZM192 192V191H191ZM243 192V191H242ZM247 192H248V190H247ZM106 193V192H105ZM114 193V192H113ZM137 193H139V192H137ZM195 193H197V192H195ZM210 193V192H209ZM220 193H222V192H220ZM219 193V194H220ZM236 193H238V192H236ZM254 193H255V191H254ZM254 193H252V195L254 194ZM257 193V192H256ZM7 194H8V192H7ZM45 194V193H44ZM103 194V193H102ZM109 194V193H108ZM189 194H191L190 192H189ZM188 194V198L190 199V196H192V194H193V192H192V194L191 195H189ZM199 194V193H198ZM198 194H196V195H198ZM204 194V193H203ZM202 194V195H203ZM244 194V193H243ZM48 195V194H47ZM50 196L52 195V194H49ZM135 195H137V194H135ZM211 195V194H210ZM258 195H260V194H258ZM257 194H256V196H258ZM56 196V197H57ZM119 196H120V194H119ZM206 196V195H205ZM220 196V195H219ZM222 196V195H221ZM255 196V195H254ZM255 196V197H256ZM137 197H139V196H137ZM163 197V196H162ZM249 196H247L246 198H248ZM55 198V197H54ZM117 198V197H116ZM115 198V199H116ZM119 198V197H118ZM135 198V197H134ZM172 198V197H171ZM195 198V197H194ZM203 198H205V197H203ZM202 198V200L204 201V199ZM212 198V197H211ZM221 198V197H220ZM235 198H237V197H235ZM234 198V199H235ZM101 199V198H100ZM192 199V198H191ZM199 199V198H198ZM197 198L195 199V200H190V201H187L186 200V203L187 202H190L189 203V206H187V208L190 210V214L189 213H187V214H189V217H188V219H187V223H186V225L184 226V228L182 227V228H180V229H178V233H177V235H176V238L174 239V240H176V243H177V245H179L178 246V248H179V250H183V245H182V243H183V233H184V235L186 236L187 234H185V232L186 233H188L189 235L191 234V238H192V241H194L193 240V238H197L198 236H199V234H198V232L196 233V234H198V236H194V235H196L195 234V232L197 231L196 229H197V225L199 224V221L201 222L202 220H204V219H202V216H200L201 217V220L197 217V211L201 208V205H203L204 203H205V201L203 202L202 200H201V202L198 200ZM54 200V199H53ZM109 200V199H108ZM138 200V199H137ZM223 200H224V198H223ZM244 200H245V198H244ZM56 201H58V200H56ZM55 201V202H56ZM103 200H101V202H102ZM208 201V200H207ZM218 201V200H217ZM227 201V200H226ZM261 201V200H260ZM1 202V201H0ZM3 202V201H2ZM1 202V203H2ZM112 202V201H111ZM115 203H116V201H114ZM118 202V201H117ZM203 202V203H202ZM211 202V201H210ZM213 202V201H212ZM263 202V201H262ZM261 202V203H262ZM3 203H5V202H3ZM2 203V205H4ZM24 203V202H23ZM114 203V204H115ZM165 203V202H164ZM185 203V206L187 205ZM209 203V202H208ZM208 203H207V206H208ZM215 203V202H214ZM248 203V202H247ZM171 204V203H170ZM264 204V203H263ZM263 204H260V205H263ZM2 205H1V207H0V215H1V217H3V219L1 218V220L2 221H4L8 216L5 214V210H4V207H2ZM6 205H7V203H6ZM51 205V204H50ZM56 205V204H55ZM116 205V204H115ZM147 205H146V207H147ZM151 205L149 206V207H151ZM211 205V203L209 204V206ZM218 205V204H217ZM217 205H216V207H217ZM249 205V204H248ZM10 206V205H9ZM52 206V205H51ZM54 206V205H53ZM103 206V205H102ZM143 206V207H144ZM206 206V204H205V208L204 209H209V208H206L207 207ZM27 207V206H26ZM114 207H116V206H114ZM174 207V206H173ZM211 207V206H210ZM165 207H163V209H164ZM167 208V207H166ZM186 208V209H187ZM213 208H215V207H213ZM220 208V207H219ZM222 208V207H221ZM100 209V208H99ZM116 209V208H115ZM223 209V208H222ZM128 210V209H127ZM167 210V209H166ZM219 210V209H218ZM224 211H225V209H223ZM222 210V211H223ZM117 211V210H116ZM159 211H161V210H159ZM49 212V211H48ZM97 212H99V211H97ZM165 212V211H164ZM163 212V213H164ZM202 212V211H201ZM204 212H206V214H208V213H210L209 211H206V210H204ZM225 212H227V211H225ZM223 213L222 212V214L223 215H226V213ZM60 213V214H61ZM113 213H116V212H113ZM149 214H151L150 212H148ZM216 213V212H215ZM57 214L59 215V213L57 212ZM203 214V213H202ZM201 214V215H202ZM206 214L204 215L203 214V218H205V216H206ZM211 214H213V213H211ZM211 214H208L207 215V217L206 218H208L209 219V217H210V215ZM218 214H219V212H218ZM228 215H229V213H227ZM231 214H233V212H231L230 213V215ZM235 214V213H234ZM35 214H33V216H34ZM227 215V216H228ZM7 216V217H6ZM166 216V215H165ZM188 216V215H187ZM209 216V217H208ZM133 217V216H132ZM211 217H213V221H214V219H215V217H214V215L213 216H211ZM239 217V216H238ZM152 218V217H151ZM205 218V219H206ZM224 219L226 218L225 216L223 217ZM63 219V220H64ZM149 219V218H148ZM176 219H178V218H176ZM217 219H218V216H217ZM222 219V218H221ZM221 219H219L218 220V223H220V221L222 222L223 220H221ZM0 220V221H1ZM6 220H8V219H6ZM36 220H38V219H36ZM44 220V219H43ZM62 220V219H61ZM150 220V219H149ZM225 220H227V219H225ZM133 221V220H132ZM135 222H136V220H134ZM205 221H207V220H205ZM204 221V222H205ZM217 221V220H216ZM216 221H214V222H216ZM151 223V222H150ZM179 223V222H178ZM177 223V224H178ZM201 223H203V222H201ZM210 223H211V220H210ZM210 223H208V227L207 226H205V227H207L208 228V230H209V228L211 229V226L209 225ZM217 223V222H216ZM224 223V222H223ZM245 223V222H244ZM11 224V223H10ZM101 224V223H100ZM176 224V223H175ZM206 224V223H205ZM214 224V223H213ZM221 225H222V223H220ZM12 225V224H11ZM200 226H202V224H199ZM207 225V224H206ZM215 225V224H214ZM226 225V224H225ZM229 225V224H228ZM234 225H236L235 223H234ZM8 226V225H7ZM33 226V225H32ZM155 226V225H154ZM177 226H179V225H177ZM213 226V225H212ZM236 226H238V225H236ZM235 226V227H236ZM251 226V225H250ZM18 227V226H17ZM135 227H136V225H135ZM203 228H204V226H202ZM201 227V228H202ZM252 227V226H251ZM255 227H257V226H255ZM255 227H253V228H255ZM34 228V227H33ZM152 228H153V225H152ZM228 228V227H227ZM226 228V229H227ZM230 228V227H229ZM236 228H238V227H236ZM49 229V228H48ZM133 229L135 230V228L133 227ZM204 229H206V228H204ZM232 230H233V228H231ZM231 229H229V230H231ZM15 230V229H14ZM109 230V229H108ZM196 230V231H195ZM201 230V229H200ZM214 230H216V227H215V229H214V227H213V229H211V232L212 233H214V232H216V231H214ZM218 230V229H217ZM223 229H219V231H218V233L220 232V231H222ZM231 230V231H232ZM236 230V229H235ZM235 230H234V232H235ZM255 230V229H254ZM259 230V229H258ZM30 231V230H29ZM153 231H155V230H153ZM205 231V233L206 232H208L207 230H204ZM236 231H239V229L238 230H236ZM16 232V231H15ZM18 232V231H17ZM20 232V231H19ZM227 232H230V231H228L227 230ZM227 232L224 234L225 236L227 235V237L229 236L228 234H231V233H228L227 234ZM233 232V231H232ZM259 232V231H258ZM23 233H24V231H23ZM203 233V234H202ZM201 234L202 235H204V232H202ZM210 233V232H209ZM212 233H211V235H212ZM217 233V232H216ZM217 233V234H218ZM19 234V233H18ZM200 234V235H201ZM208 234V233H207ZM193 235V236H192ZM222 235V234H221ZM61 236V235H60ZM158 237V236H157ZM204 237H206V236H204ZM21 238V237H20ZM187 238V237H186ZM188 238H189V236H188ZM190 238V239H191ZM201 238V237H200ZM228 238H231V235H230V237H228ZM226 239V240H229V239ZM31 239V238H30ZM204 239V238H203ZM203 239H200L201 240V242H202V240ZM206 239V238H205ZM208 239H210V238H208ZM7 240H8V236L6 235V234H0V244H6V242H7ZM199 240V239H198ZM198 240H196L195 239V241H197L198 243H197V246H196V248L192 251V253H191V255H190V257L188 258V259H186L185 260V262H184V264H209V261H208V251L205 249V247H204V245L202 244V243H200ZM215 241V240H214ZM234 241V240H233ZM233 241H231L232 243H233ZM15 242V241H14ZM13 242V243H14ZM211 242V241H210ZM9 243H11L10 242V240H9ZM225 243V242H224ZM227 243V242H226ZM235 243H237V242H235ZM16 244H18V243H16ZM234 244V243H233ZM233 244H230L229 246H227L228 248L227 249H225L224 251H223V255L222 254H219L218 256H219V258L217 259V261H216V263L215 264H264V249H263V253H261V254H259L258 252V254H254L253 256H251V259L249 258V254L247 255L248 256V259H243V258H241L242 256H246V254L241 250V249H239V248H237L235 245H237V244H235V245H233ZM13 245H15V244H13ZM19 245V244H18ZM31 245H32V247H30L31 248V251H29L30 253H29V255H27L28 257H29V259L33 262V263H35V264H63L64 263V261L61 263H59L55 258H54V256H53V254L49 251V249L48 248H45V246H42L41 244H39V243H37V241L34 239V240H32L31 241ZM50 245H52V243L50 244ZM227 245V244H226ZM9 246V245H8ZM48 246V245H47ZM56 246V245H55ZM138 246V245H137ZM262 246H264V245H262ZM158 247V246H157ZM135 248V247H134ZM137 248V247H136ZM146 248V247H145ZM149 248V247H148ZM264 248V247H263ZM207 249H208V247H207ZM29 250V249H28ZM209 250V249H208ZM59 251V250H58ZM248 252H249V250H248ZM80 253V254H81ZM132 253V252H131ZM151 253V252H150ZM221 253V252H220ZM256 253V252H255ZM28 254V253H27ZM69 254V253H68ZM5 255V254H4ZM70 255V254H69ZM221 255V256H220ZM250 255H252V252H251V254ZM216 256V255H215ZM244 256V257H245ZM67 258V257H66ZM2 259V258H1ZM10 259V258H9ZM18 262H19V260H18ZM17 263V262H16Z\"/></svg>",
    "mask_w": 264,
    "mask_h": 264
}]
</instances>
